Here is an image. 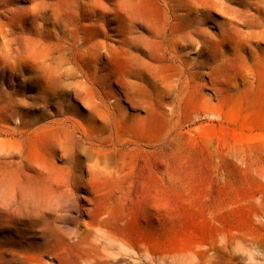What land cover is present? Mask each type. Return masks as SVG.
<instances>
[{
    "label": "rangeland",
    "instance_id": "rangeland-1",
    "mask_svg": "<svg viewBox=\"0 0 264 264\" xmlns=\"http://www.w3.org/2000/svg\"><path fill=\"white\" fill-rule=\"evenodd\" d=\"M76 1L82 47L90 3ZM50 3L0 0V264H264V43L252 44L254 66L239 58L248 47L239 37L225 50L231 61L184 73L166 49L198 60L203 17L189 39L171 35L165 10L145 23L124 17L126 36L159 44L168 86L141 103L122 76L85 79L88 47L48 89L25 43L64 31ZM72 67L87 88L74 85ZM251 72L262 75L255 88ZM99 95L110 116L102 138L67 123V144L56 121Z\"/></svg>",
    "mask_w": 264,
    "mask_h": 264
},
{
    "label": "bare ground",
    "instance_id": "bare-ground-1",
    "mask_svg": "<svg viewBox=\"0 0 264 264\" xmlns=\"http://www.w3.org/2000/svg\"><path fill=\"white\" fill-rule=\"evenodd\" d=\"M52 1L49 0L51 3L48 7L54 8L55 22L62 25L64 31L56 36L46 34L47 43L40 41L30 43L26 41L25 43L26 51L31 55L32 68L41 71L42 81L48 89H56L60 86L58 72L60 67L65 65L71 53H74L75 58L72 64L80 67L82 64L77 63L80 50L82 48L87 50L91 47L92 57L88 59L87 71L84 67L79 68V72L85 79L93 74L113 73L127 79L125 91L129 98L145 103L151 97H156L159 90L164 88L170 79L164 74L165 57L158 43L144 44L126 36L125 29L121 27L124 17L129 18V21L145 23L152 14L159 15L165 10L170 13L172 20L171 35L179 34L182 39L190 38L192 28L199 18L203 17L205 26L198 31L200 41L195 51L198 60L183 59L180 52L176 51L174 44L166 49L172 61L178 63L184 73L183 69L189 66L197 65L196 69H199L210 66L214 68L218 65L219 68L224 58L231 61V57L226 55L225 50L226 48L232 49L233 42L239 37H243L248 43L246 53L239 58L244 63L248 62L249 66H254L252 55L255 48L253 46L258 48L264 43V0H88L90 9L81 24V27L89 26L85 35V38H88V44L82 47L79 46L80 39L76 31L77 19L74 18L77 14L74 11L77 1L58 0L56 6ZM108 25H116L117 28L109 33ZM24 59L20 60L21 65L27 63ZM248 59L250 61H247ZM75 72L77 71L74 67L70 68V74L73 75L75 81L74 85L77 87L83 85L87 88L86 82L82 83L77 80ZM252 73L249 75L251 76L249 85L255 88L260 84L262 75L257 76ZM176 81L177 85H180V76L176 77ZM87 90L91 92V88ZM97 100V104L88 102L84 114L76 112L73 116L56 121L57 129L67 144L70 145L75 140L73 132L68 130L70 125L68 126L67 123L80 127L84 122L87 130L82 131V135L87 140L97 141L102 138V131L108 126L110 116H108L104 98L99 95ZM16 120L22 121L20 117ZM49 133L51 135V132ZM49 140L52 141V139Z\"/></svg>",
    "mask_w": 264,
    "mask_h": 264
}]
</instances>
